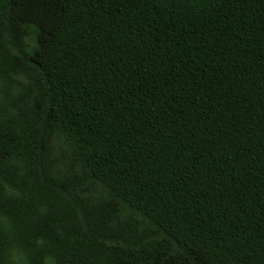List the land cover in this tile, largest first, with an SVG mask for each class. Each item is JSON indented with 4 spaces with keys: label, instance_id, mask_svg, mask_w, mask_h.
<instances>
[{
    "label": "trees",
    "instance_id": "trees-1",
    "mask_svg": "<svg viewBox=\"0 0 264 264\" xmlns=\"http://www.w3.org/2000/svg\"><path fill=\"white\" fill-rule=\"evenodd\" d=\"M0 264H264V0H0Z\"/></svg>",
    "mask_w": 264,
    "mask_h": 264
}]
</instances>
